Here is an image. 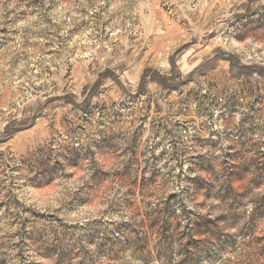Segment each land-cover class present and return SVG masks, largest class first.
Returning <instances> with one entry per match:
<instances>
[{"label": "rangeland", "instance_id": "374dc122", "mask_svg": "<svg viewBox=\"0 0 264 264\" xmlns=\"http://www.w3.org/2000/svg\"><path fill=\"white\" fill-rule=\"evenodd\" d=\"M0 264H264V0H0Z\"/></svg>", "mask_w": 264, "mask_h": 264}, {"label": "trees", "instance_id": "16d2710c", "mask_svg": "<svg viewBox=\"0 0 264 264\" xmlns=\"http://www.w3.org/2000/svg\"><path fill=\"white\" fill-rule=\"evenodd\" d=\"M169 223V222H168ZM170 225H172V223H170ZM168 230V228L166 229V231ZM164 234H166V233H164Z\"/></svg>", "mask_w": 264, "mask_h": 264}]
</instances>
